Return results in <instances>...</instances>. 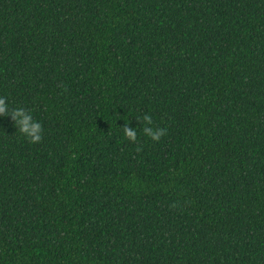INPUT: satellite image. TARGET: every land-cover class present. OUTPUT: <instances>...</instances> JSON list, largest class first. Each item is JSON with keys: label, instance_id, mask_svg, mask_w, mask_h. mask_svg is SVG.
Listing matches in <instances>:
<instances>
[{"label": "trees", "instance_id": "16d2710c", "mask_svg": "<svg viewBox=\"0 0 264 264\" xmlns=\"http://www.w3.org/2000/svg\"><path fill=\"white\" fill-rule=\"evenodd\" d=\"M0 96V264H264V0H0Z\"/></svg>", "mask_w": 264, "mask_h": 264}, {"label": "clouds", "instance_id": "9594fccd", "mask_svg": "<svg viewBox=\"0 0 264 264\" xmlns=\"http://www.w3.org/2000/svg\"><path fill=\"white\" fill-rule=\"evenodd\" d=\"M10 115L15 122L19 132L24 135L26 139L31 143H37L42 138V125L39 121L34 120L30 112L26 111L22 107H10L6 102V98L0 96V116ZM146 126L143 128V132L153 141H159L160 138L165 134L164 128H158L152 126V117L148 113L142 116ZM124 136L132 142L137 140L136 128L129 129L123 127ZM140 149L137 148V151Z\"/></svg>", "mask_w": 264, "mask_h": 264}]
</instances>
